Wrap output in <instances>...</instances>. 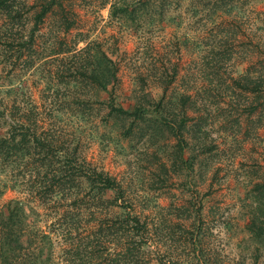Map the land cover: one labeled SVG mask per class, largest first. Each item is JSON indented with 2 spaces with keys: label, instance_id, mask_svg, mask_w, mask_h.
I'll list each match as a JSON object with an SVG mask.
<instances>
[{
  "label": "trees",
  "instance_id": "1",
  "mask_svg": "<svg viewBox=\"0 0 264 264\" xmlns=\"http://www.w3.org/2000/svg\"><path fill=\"white\" fill-rule=\"evenodd\" d=\"M105 3L110 20L139 37L169 32L160 62L137 70L128 105L120 64L104 42L64 35L76 25L64 0H0V198L7 189L23 194L0 204V264H227L208 218L217 146L192 115L197 99L174 88L184 55L206 47L192 32L211 26L207 51L215 53L201 59L229 72L224 83L234 111L263 124L264 40H242L243 0ZM49 19L58 25L41 34ZM44 35L47 48L40 49ZM239 64L245 66L236 73ZM28 69L39 71L42 101L21 84ZM230 115L226 124L235 127L239 118ZM101 124L154 150L142 196L85 153ZM152 193L166 203L148 198ZM241 200L257 258L264 247V177Z\"/></svg>",
  "mask_w": 264,
  "mask_h": 264
},
{
  "label": "rangeland",
  "instance_id": "2",
  "mask_svg": "<svg viewBox=\"0 0 264 264\" xmlns=\"http://www.w3.org/2000/svg\"><path fill=\"white\" fill-rule=\"evenodd\" d=\"M64 4L70 19L76 23L75 28L64 35L72 40L75 34L82 33L90 40L104 42L105 47L120 64V91L123 94V102L128 105L129 95L135 87L137 70L143 67L145 62H160L158 54L162 53L161 47L166 40L163 36L169 35L168 30L153 37L148 33L139 37L110 20L109 6L104 4V0H64ZM243 9L247 13L248 21L239 33L243 37L242 40H264V0H243ZM55 24L58 25L50 19L47 20L41 34H47ZM209 27L192 32L194 37L203 39L206 47L202 54V51L198 50L184 55V74L176 82L174 90H189L194 95L199 110L193 111L192 115L201 117L211 134L209 141L217 146L214 156L217 174L213 181V196L209 204L211 209L208 212L214 241L216 240V244L222 249L227 264H264V247L256 250V258L254 245L249 241L244 229L246 217L241 200L245 189L259 177H264V123L253 124L248 121L244 111H234L236 105H232L233 99L230 98L231 94L224 83L229 80V72L223 67L218 71L213 66L208 67L201 59L205 53H215L207 51V42L212 45L211 39L215 34ZM47 36H40V49L47 48ZM211 48L209 46V50ZM238 50L244 52L246 46L240 45ZM244 66L245 64H239L236 73ZM214 71H217L216 77L212 74ZM22 78L21 84L27 87L29 93L32 92L37 102L42 101L44 83L40 81L39 71L28 69ZM153 91L155 94L160 92L159 88H154ZM232 110L231 118H239L240 122L235 127H230L229 122L226 124L225 119ZM262 119L264 120V117ZM97 129L98 131L90 135V145L85 151L89 159L127 185H131L133 191L142 196V181L147 183L153 176L154 166L150 161L154 150L143 142L130 143L118 139L115 130L102 124ZM22 196L19 190L7 189L0 198V204ZM148 198L166 203L160 199L158 193H152Z\"/></svg>",
  "mask_w": 264,
  "mask_h": 264
}]
</instances>
